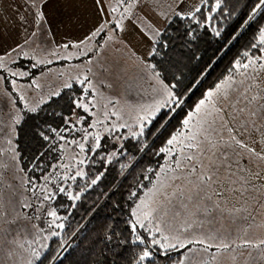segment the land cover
<instances>
[{
	"label": "snow or ice",
	"instance_id": "6c2138e0",
	"mask_svg": "<svg viewBox=\"0 0 264 264\" xmlns=\"http://www.w3.org/2000/svg\"><path fill=\"white\" fill-rule=\"evenodd\" d=\"M48 2L49 0H31L29 3V0H25V3L33 9V26H38L47 20L44 7ZM140 4L141 0H95L96 12L99 15L96 25L78 42L64 43L61 47L65 50L70 47L78 49L79 51L75 54L76 57H88V62L91 63L89 52L95 53L96 47L89 48L88 45L97 37L103 40L105 44L114 40L115 36L110 35V33L124 32L127 27L125 22L132 19L135 15L134 9ZM174 4L172 16L175 19L171 20V23L187 21L183 33L185 37L195 41L199 31L208 28L217 38L222 36L224 29L219 27L216 21L224 16L226 0H196L191 6L188 5V0H174ZM257 17L264 19V0H253L250 11L225 44V48L232 45L255 22L257 27L248 50L242 53L243 59L234 60L228 75L217 81L212 87L207 88L202 93L201 98L193 103L190 108L187 101L191 99L199 87L201 78L207 75V69L201 74V77L185 86L179 78L176 79V82H165L164 79L160 78V73L156 71V65H148L153 70L154 79L159 85L157 94L160 98L154 104L142 106L132 123H112L110 126L106 123L109 118L108 112L103 113L105 118L103 121L100 119L88 120L89 115L96 116V112L93 111L95 97L90 95L92 91H95V88L87 72L75 77V82L82 87L79 96L74 91L68 95L71 114L66 118L61 116L63 126L59 128L48 126L45 131L38 132V136L44 143L33 156L31 168L33 173L39 172L41 174L40 179L43 183L36 185L34 176L29 179L28 184L30 186L29 191L40 201L34 211H44L50 219L47 229L32 225L34 235L32 239L27 240L29 246L27 249H24V244L19 240L9 241L10 244L28 252L27 257H22V264H44V260H48V264H55L62 252H66L71 246L68 239L62 238L60 231L65 228L64 221L68 219V216H61L57 208L52 206V202L58 196L63 195L68 201L73 202L60 205L65 211H68L76 207L74 202L80 201L84 192L98 184L107 169L104 168L99 173H94L95 178H89V174L84 170V165L90 156L99 155L101 164H111L114 159L129 153V148L125 142L130 140L136 141L137 151H143L144 148L149 147L146 141L153 136L162 135L171 121L181 112L184 115L179 121V128L169 134L157 154L163 153L168 157V162L161 168L163 173L169 171L176 173L181 170L182 164L186 165L183 171L186 173L185 178L188 185L191 186L188 189L186 199L188 202L195 201L193 204L195 211L189 208V203H182V207L188 211L189 219L185 221L186 226H182L173 232L161 227L159 222H155L156 216L154 214L158 211V207L154 206L153 197L140 200L139 204L131 209L132 219L128 221L132 233L130 242L144 246L138 254L135 264H149V262L154 261L157 249L159 254L164 257H167L171 251L185 250L184 258L177 262V264H185V259L188 258L187 253L194 251L192 247L194 245L201 246L205 252L213 248L220 252L232 247L235 242L229 243L227 237L224 236L225 232H229L224 224L221 223L220 228L212 230L217 221V216L214 214H218L222 220L226 212L229 216H234L241 210L247 211L246 208H228L227 206L233 200H245L246 194H252L250 189L264 194V182L259 187L252 183L253 174H251L250 169L241 168L240 160L236 158L239 157V153L233 152L230 159L231 142L241 148H247V145L233 134L235 129L233 127L228 128L230 133L228 141H224L222 137L220 140L213 139L212 125L216 123V119L210 121V118H218L221 125L225 126L223 125L225 102L228 103L229 107L234 106L233 101H235V105H241L243 102V105L236 109L239 114H247L243 130L249 131L247 124L251 123L252 130H259L264 133V126L257 129L255 121L258 116L264 117V25L260 24ZM18 19L22 24H26L24 17H18ZM164 23L166 25L170 23L168 16H165ZM161 34L162 30L154 25L150 27L149 32L145 33L153 45L148 55L151 56L156 53V44L162 48L167 47V41L160 39ZM105 37L107 40L104 39ZM26 44H28L26 38L22 42L17 40L10 51L27 57L28 52L23 51ZM8 52L9 50L5 49L0 55V68L5 67L3 58L8 55ZM53 55L58 54L54 52ZM60 58L71 60L73 54L70 53ZM42 62L37 61L32 67L35 68L37 64ZM48 63L51 61L49 60ZM211 66L210 64L208 67L211 68ZM11 75L13 77H27L30 76V73L20 71L11 72ZM10 83L15 85L16 80H12ZM64 88L72 90L73 83L66 82ZM16 90L19 91V88ZM60 95V91L52 93V96L55 97ZM18 98L24 101V108L29 107L24 96ZM76 109H80L85 115H78ZM29 110L33 113L37 112L36 107ZM112 114L119 116V113L116 112ZM86 123L87 127H84ZM98 126H102V131ZM119 129H126L127 135H115ZM73 131L80 132L82 135L79 140L68 141L65 134H71ZM105 133L111 137V144H102ZM90 140L91 143H89ZM68 143L78 148V154L73 157V163H60L56 159L57 149H64ZM221 144L225 146L223 151L220 150ZM249 151L255 154L254 149H249ZM81 155L84 158H79ZM173 157H178V159H173ZM120 167L123 169L126 166L121 164ZM57 169L63 171L58 172ZM78 178L86 179L87 182L83 187L77 183ZM178 178L175 175L172 176L173 180ZM255 178H260L259 173L255 174ZM181 194L184 195L183 191ZM132 195L134 196L135 193ZM8 203L11 204V201L9 200ZM22 207L29 209L34 206L31 203H23ZM198 214H202L204 219H196ZM5 215L13 217L8 221L11 224L22 219L21 214L17 213L14 208L5 213L3 195L0 193V217ZM32 218L27 217V219ZM206 225L211 226L207 232L204 231ZM21 228L25 229V226L21 225ZM140 229L147 233V238L141 235ZM196 231H199V235L195 234ZM3 235L6 233L0 230V238ZM53 238H58L57 250L55 254L45 255L49 248L48 242L53 241ZM109 239L111 238L109 237ZM261 245H264V240H260L258 243L243 240L237 247L260 248ZM7 255L12 257L19 255V253L10 251ZM212 258L215 260L216 257L213 255Z\"/></svg>",
	"mask_w": 264,
	"mask_h": 264
},
{
	"label": "rangeland",
	"instance_id": "374dc122",
	"mask_svg": "<svg viewBox=\"0 0 264 264\" xmlns=\"http://www.w3.org/2000/svg\"><path fill=\"white\" fill-rule=\"evenodd\" d=\"M22 1L19 13L15 12L8 18L0 13V55L5 49L9 50L8 55L3 58L5 67L0 68V193L3 195L5 213L14 208L22 217L15 224L8 222L13 219L12 216L0 217V230L6 233L3 235L5 253H2L7 264H22V257L28 255V252L24 250L29 247L27 240L32 239L34 235L32 225L47 229L50 219L46 212L34 211L40 201L29 191V177L21 164L16 140L17 120L19 122L22 120L25 110L37 107L49 100L52 93L62 91L66 82L74 84L76 83L75 77L87 72L95 88L90 95L95 97L93 111L96 112V116L89 115L88 120L103 121L105 119L103 113L108 112L109 118L106 123L109 126L112 123H132L142 106L154 104L160 98L157 94L159 85L154 79L153 70L148 67L151 64V56L148 52L153 45L145 33L149 32L153 25L163 30L166 26L165 16L171 20L174 17L172 11L175 8L174 0H141V4L134 9L135 15L125 22L127 27L124 32L110 33L115 36V39L108 41L107 44L97 37L88 45L89 48L96 47L95 53L89 52L91 57V63H89L88 57H76L78 49L70 47L65 50L61 45L69 42L76 43L93 29L99 20L95 0H49L44 7L47 20L38 26H33L32 23L33 9L25 3V0ZM18 17H24L26 24H22ZM25 38L28 44L24 46L23 51L28 52L27 57L10 51L17 40L22 42ZM104 39L107 40V37ZM54 52L58 55H53ZM70 53L73 54V59L60 58ZM49 60L51 63H48ZM37 61L43 62L33 68L32 65ZM20 71H27L30 76L13 77L11 75V72ZM12 80H16L15 85L10 83ZM17 88L19 91L16 90ZM19 96H24L28 108L23 107L24 101L20 100ZM233 105L229 107L227 102L224 104L223 125L225 126L221 125L218 118H210V121L216 119V123L212 125V138L220 140L222 137L224 141H228L230 135L228 128L235 129L233 134L247 145V148H241L231 142L230 159L233 152L239 153V157L236 158L240 160V167L250 169L253 174L252 183L259 187L264 182V133L252 130L251 123L247 124L249 131L245 132L243 126L247 120V114L242 115L236 111L243 105V102L241 105H235L233 101ZM113 112L119 113V116L113 115ZM255 121L257 129L264 126V117L258 116ZM84 127H87V123ZM98 128L102 131V126ZM124 130L127 134V130ZM81 135L82 133L75 136L69 134L66 137L68 141L79 140ZM224 147L221 144L220 150L223 151ZM249 149H254L255 154ZM60 150L59 162L69 164L73 163V157H76L79 151L71 143ZM79 158L84 157L81 155ZM173 159H178V157H173ZM167 162L168 157L164 154L161 168ZM185 167L186 165L182 164L181 170L176 173L171 171L163 173L160 168L152 186L136 203L137 205L140 200L153 197L154 206L158 207V211L154 214L155 222H159L161 227L173 232L186 226L185 221L189 219L188 211L182 207V203H189V208L195 211L193 207L195 201L188 202L186 199L191 186L185 178L186 173L183 171ZM57 171L62 172L63 170L57 169ZM256 173H259V179L255 178ZM173 175L179 178L173 180ZM250 191L252 194H246V203L245 200H233L227 206L228 208H246L247 211L241 210L234 216H229L226 212L222 220L218 214H214L217 216V221L212 230L220 228L221 223L224 224L230 232V234L225 232L224 236L227 237L229 243L235 242L232 247L220 252H217L215 248L205 252L201 246L194 245L192 246L194 251L187 253L188 258L185 259V264H264V245L260 248L237 247L243 240L256 243L264 240V194L251 189ZM9 200L11 204L8 203ZM23 203H31L34 207L24 209ZM52 206L55 207L53 202ZM27 217L33 218L27 219ZM196 219L200 220L204 217L198 214ZM21 225H24L26 230L22 229ZM210 227L206 225L204 231L207 232ZM195 234L199 235V231ZM74 237L73 235L70 241L68 240L69 244L72 243ZM13 239L23 243L24 249L10 244L9 241ZM48 243L50 245V241ZM246 248L256 256L250 254L247 262L239 263L240 250ZM10 251H15L19 255L9 257L7 253ZM213 255L216 257L215 260L212 258ZM232 258L236 261H232Z\"/></svg>",
	"mask_w": 264,
	"mask_h": 264
},
{
	"label": "trees",
	"instance_id": "16d2710c",
	"mask_svg": "<svg viewBox=\"0 0 264 264\" xmlns=\"http://www.w3.org/2000/svg\"><path fill=\"white\" fill-rule=\"evenodd\" d=\"M252 2L253 0H226L224 16L216 21V24L224 29L219 38L208 28L201 29L196 40L191 41L183 35L185 24L188 22L171 23L175 17L162 30L160 39L167 41V47L162 48L156 44V53L150 57V63L156 65V71L160 73L161 78L166 82H176L179 78L187 86L201 77L206 69L208 70L207 75L201 78L194 95L187 101L189 108L201 98L207 88L228 75L234 60L243 59L242 53L248 50L257 27L255 22L232 45L225 48V44L250 11ZM257 19L264 25V19L259 17ZM210 64L211 68L208 67ZM81 87L80 84L74 83L72 90L63 88L59 97L53 96L38 105L37 112L25 110L22 120L18 123L16 140L21 164L29 179L35 176L36 185L43 183L40 179L41 174L33 173L31 168L33 156L44 143L38 132L45 131L48 126L55 128L63 126L61 116L66 118L71 114L68 95L74 91L79 96ZM76 113L81 115L83 112L76 109ZM183 115V112L177 115L162 135L149 138L146 141L149 147L143 151H137L136 141L130 140L125 142L129 153L114 159L111 164H101L99 155L88 158L85 171L89 178H95L94 173H99L104 168L107 171L97 185L83 193L80 201L74 202L75 208L65 211L60 207L61 204L73 203L63 195L53 201L58 213L61 216H68L64 221L66 226L61 230L62 238L69 240L75 236L72 243L70 242L71 246L66 252H62L55 264H135L144 246L130 242L132 233L128 221L132 219L131 209L152 186L164 158L163 153L157 154L159 148L164 145L169 134L179 128V121ZM78 134L80 132L73 131L70 136ZM115 135L127 134L122 129ZM104 136L102 144H111V137L107 133ZM56 159H61L60 149H57ZM121 164L126 167L122 169ZM86 182V179H77L81 187ZM139 231L147 238L144 230ZM57 247L58 238H53L45 255L55 254ZM156 251L154 261L149 264H177L184 254V250L171 251L164 257L159 254L158 249ZM44 264H48V260H44Z\"/></svg>",
	"mask_w": 264,
	"mask_h": 264
},
{
	"label": "crops",
	"instance_id": "0c3cea01",
	"mask_svg": "<svg viewBox=\"0 0 264 264\" xmlns=\"http://www.w3.org/2000/svg\"><path fill=\"white\" fill-rule=\"evenodd\" d=\"M196 0H188V5L191 6L194 4ZM23 4L22 0H0V13H2L4 16L11 17V15L15 14V12L19 13V10L21 9ZM4 237L0 239V264H7V261L3 258V253L5 250V243H4ZM3 249V250H2ZM3 252V253H2ZM241 254L239 255V263L247 262L249 255L253 254L250 249L246 248L243 250H240ZM256 256L255 254H253ZM236 257V256H234ZM232 261H236L235 258L231 259Z\"/></svg>",
	"mask_w": 264,
	"mask_h": 264
}]
</instances>
